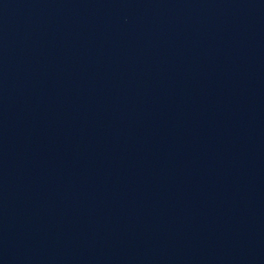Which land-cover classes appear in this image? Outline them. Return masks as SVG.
I'll use <instances>...</instances> for the list:
<instances>
[{"label":"water","instance_id":"1","mask_svg":"<svg viewBox=\"0 0 264 264\" xmlns=\"http://www.w3.org/2000/svg\"><path fill=\"white\" fill-rule=\"evenodd\" d=\"M0 264H264V0H0Z\"/></svg>","mask_w":264,"mask_h":264}]
</instances>
